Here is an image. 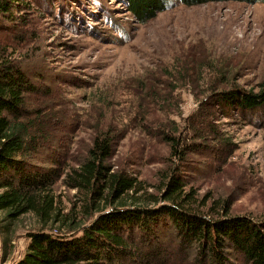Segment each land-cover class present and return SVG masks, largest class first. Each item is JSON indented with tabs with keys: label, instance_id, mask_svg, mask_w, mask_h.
Returning a JSON list of instances; mask_svg holds the SVG:
<instances>
[{
	"label": "rangeland",
	"instance_id": "rangeland-1",
	"mask_svg": "<svg viewBox=\"0 0 264 264\" xmlns=\"http://www.w3.org/2000/svg\"><path fill=\"white\" fill-rule=\"evenodd\" d=\"M19 1L25 6L13 14L21 23L0 36L20 39L16 53L41 73L36 81L48 84L53 101H60L59 116H69L60 136L72 158L90 143L101 111L126 131L111 162L133 172L146 188L124 198L126 203L147 201V193L158 190L170 169L169 148L156 136L158 129L181 131L182 141H191L189 117L197 108L193 90L203 91L204 84L218 79L205 69L197 73L199 62L227 66L228 81L245 89H257L264 80L262 2L187 6L163 0V11L140 22L125 0ZM178 67L187 71L179 74ZM259 116L250 123L218 114L216 129L228 143L226 152L217 151L223 148L220 140H207L199 153L186 154L181 175L198 199H207L206 207L213 199L228 198L233 213L264 218V114ZM56 193L61 212L72 211L78 226L84 194L74 196L75 190L60 184ZM32 219L28 214L19 221L15 258L25 250L28 238L21 235L34 226ZM58 225L52 229L66 230Z\"/></svg>",
	"mask_w": 264,
	"mask_h": 264
},
{
	"label": "trees",
	"instance_id": "trees-1",
	"mask_svg": "<svg viewBox=\"0 0 264 264\" xmlns=\"http://www.w3.org/2000/svg\"><path fill=\"white\" fill-rule=\"evenodd\" d=\"M180 1L192 6L220 0ZM125 2L140 22L165 8L163 0ZM20 5L25 6L19 0H0V33L13 32L21 23L13 14ZM19 40L0 36V263L264 264V218L233 213L228 198L213 199L206 207L207 199H198L181 175L188 152L199 153L206 146L203 141L222 138L216 129L218 114L250 123L263 117L264 80L257 89H245L228 81L227 66L199 62L197 73L205 69L218 79L203 83V91L193 90L197 108L189 117L191 141L183 142L181 131L158 129L156 136L169 148L170 169L158 190L147 193V201L126 203L124 198L146 189L133 172L111 162L126 131L101 111L90 143L72 158L60 136L69 116H59L60 101H53L48 84L36 81L41 73L16 53ZM186 71L178 67L179 74ZM203 92L206 96L200 97ZM218 144L223 148L217 151L226 152L228 143ZM58 184L75 190L74 196L84 194L78 226L72 211L61 212ZM28 214L34 226L23 229L28 242L15 258L18 224ZM55 223L66 230L52 229Z\"/></svg>",
	"mask_w": 264,
	"mask_h": 264
}]
</instances>
